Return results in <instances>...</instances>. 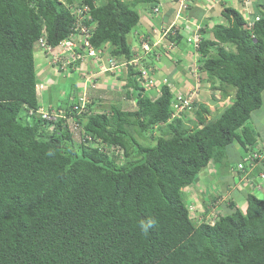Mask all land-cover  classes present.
Masks as SVG:
<instances>
[{"label":"trees","instance_id":"1","mask_svg":"<svg viewBox=\"0 0 264 264\" xmlns=\"http://www.w3.org/2000/svg\"><path fill=\"white\" fill-rule=\"evenodd\" d=\"M127 3L0 0V264H264V199L249 193L240 210L229 198L212 225L209 211V219L191 218L183 191L212 161L221 166L235 142L243 154L233 180L245 175L250 183V171L264 165L259 135L246 127L263 105L264 9L249 28L239 11L225 8L228 26H215L213 40L203 35L200 52L207 59L199 74L232 100L216 119L199 105L188 120L193 128L184 119L169 121L173 94L165 78L153 76L161 96L152 101L133 65L123 92L135 101L133 111L112 106L82 117L75 103L65 104L66 116L92 141L80 143L65 120L38 113L39 40L56 48L79 34L74 10L87 7L81 24L92 47L118 65L129 63L135 52L127 36L140 22L136 7L154 0ZM156 126L161 134L149 138L155 144L139 143L129 130L144 139ZM112 146L124 153L112 156ZM256 153L261 157L252 166L245 159ZM218 201L217 195L208 204Z\"/></svg>","mask_w":264,"mask_h":264},{"label":"crops","instance_id":"2","mask_svg":"<svg viewBox=\"0 0 264 264\" xmlns=\"http://www.w3.org/2000/svg\"><path fill=\"white\" fill-rule=\"evenodd\" d=\"M257 1L258 0H253L251 4L252 6H250L252 11L251 16H253V13L254 15H256L260 7L262 10L264 9V0H260L263 2V6L258 5L260 1L258 2ZM192 2H193L192 7L186 13L187 17L191 20L190 24L192 23L193 26L201 25L202 26L201 32L203 31L202 32L203 35L204 36L206 35V37L210 38L211 40H213V36L211 32L215 26L217 25L228 26V21L223 16V11L225 10V8L228 7L234 8L237 11H239L243 17L248 16L245 15L247 14L246 10L242 8L241 5H239L238 3L239 1L237 0H219V2L213 0H192ZM156 7L160 8L159 13L154 12V9ZM177 9L178 7L176 6V0H154L153 7H151V5L148 6L144 4H138L136 10L140 15L139 23L142 26L144 32H146V33H142L141 31L138 32L137 36L139 42H140V37L146 35L150 39L149 42L151 46L159 43L162 39L160 33L156 30L161 29L163 25L168 26L172 24V22L175 19L174 16ZM179 25L184 30L179 35H177L178 37L176 38H174L172 35L170 36V40L177 42L176 43L177 48L173 51H169L166 48L167 47L166 42H162L160 44L161 47L159 48V50L162 52V56L158 58L160 59L159 60L160 63H158V66L160 67V72L156 73L155 77L158 80L170 77V79L174 81L176 85V90L178 92L185 93V92H190L192 90V93L195 94L194 96L195 98L193 99V101L196 109L199 105H204L208 108L211 115L217 113L218 116H220V114H222L231 105L232 100L230 97H224L220 91L212 90L211 85L209 87V84L204 80L206 78V75L203 77V74L200 75L193 74V70H191L193 69L192 65H195L197 62H199L198 63V67H199L201 63L199 60L200 58L198 56L199 53H197L190 47L191 44L188 45L189 43L188 42L186 43V39L189 33V31H187L189 30L187 24H184V22H182ZM193 26L191 29L194 28ZM139 49L142 48H138V50ZM138 50H137L138 55H141L142 53H140ZM108 58H109L108 54H105L100 58L99 61H96L92 58L86 61L76 62L77 63L76 66L78 67V70L74 71L72 74V75L74 74L78 75V78L76 76L75 78H73L77 82L75 83L76 86H72L69 83L71 88L73 89V92L78 93L77 98L74 99V102L78 101L79 97H83L86 92L84 91L85 89H83L82 86L83 84L79 83L78 81L79 79H83L82 74L88 73L90 71L99 72L98 65L99 64H101V66L107 65ZM35 64H36L35 68L37 72V77L40 76L42 80V83L40 85L43 87L42 98L43 101L47 100L48 107L50 105H56L55 103H58L63 99L66 100L68 93L65 95V93L60 92L59 89L56 91L57 93H55L54 91V88L58 86L60 83H56L53 80L52 78L53 75L54 74L57 75V73H55L56 72L54 71L55 69L50 65V63L46 59L45 53L42 50H40L35 55ZM127 72H128L127 69L121 68L116 73L103 72L100 74V77L97 79L96 89H90L88 92V97L92 101V105H91L92 111L95 112V110H99V109H102V111H110V108L112 106L121 107L120 108L121 110L123 109L127 111H133L137 107L135 101L127 97L126 94L123 93V92H127V88H125V85L127 84L128 81ZM157 85L158 87H160L161 83H157ZM147 94L150 95L153 99L155 98V93L153 91L152 92L150 91ZM70 102H73V100ZM58 106L60 105H57L56 107ZM63 106H65V103ZM186 122L189 123L188 120H186ZM157 133L158 132H155L154 136H157ZM259 140L260 141L257 147L264 148V142L261 140L260 136H259ZM239 157L240 160L238 163L242 161V155ZM254 167L255 168L250 171V175L251 177L254 178V180L244 185V187L248 185V189L244 191V195L246 199L249 193H253L256 195V193L258 192L264 195V190L255 191L257 186L256 183L259 182L258 179L260 178V175L264 174V165H260L258 163ZM200 181L201 179L198 181L197 184H201ZM197 184H194L193 186H196ZM189 195H191V193H189ZM215 196L217 195H210L208 199L204 198L199 202L193 196H191L190 198L193 199L192 204L197 207L198 211L205 213V211L211 212L207 205H210L208 204V202ZM203 201L206 204L204 211L202 209V207L204 206ZM219 201L215 205H210L213 212H215L216 210H217L216 212H223V211L225 212V210L227 209L226 207L223 210V206H220L221 204H223V202L221 201L219 202ZM236 202L238 203V201Z\"/></svg>","mask_w":264,"mask_h":264},{"label":"built area","instance_id":"3","mask_svg":"<svg viewBox=\"0 0 264 264\" xmlns=\"http://www.w3.org/2000/svg\"><path fill=\"white\" fill-rule=\"evenodd\" d=\"M213 1L219 2V0H213ZM237 1H239L238 2L239 5H241L242 8H244L247 12V14H245V15H248L247 17H245L247 21L246 27L252 28L254 26V23L260 19L259 16H255L253 18L251 16L252 11H251L250 6H252L251 4L253 0H237ZM176 2L178 5V9L175 12V19L172 22V24L169 27L162 26L161 29L156 30L160 33L162 40L159 43L151 46L149 42L150 39L148 37H145L144 35L141 38L142 47L145 50V53L152 54L155 59L160 58V55L162 54V52L159 50V48L161 47L160 44L162 42H166V45H167L166 48L169 51H173L177 48L176 42H174L173 40H170V36L171 35L173 37L177 36L184 30L179 25L182 22H184V24H187V27L189 29L187 31H189L190 35L187 36L186 41L192 44L195 50H200L201 43L203 40V36L201 33L202 26L201 25L193 26L192 23L190 24L191 20L187 17V14H186L192 7L193 2L192 0H176ZM83 10L88 11V8L85 7ZM83 10L81 9L74 10L76 17L78 19L77 20L78 26H81L80 28L81 32L79 34L72 35L70 38L61 42V44L56 48L51 47L47 43L45 37H42L37 44V48L42 50L45 53L46 59L48 60V62L49 63L51 62L50 65L53 68H55L57 72L64 73L65 75L68 72L78 70V67L76 66L77 61H85L86 59H92V58L96 61H99L100 58L103 56L101 50H97L92 47L90 43V38L92 35L90 33L89 28H86L85 26H82L81 24L86 18V16L82 14ZM155 12L159 13L160 9L156 8ZM192 26L194 27L193 29H191ZM68 57H70V60L67 62H64L63 60L67 59ZM128 65H133L137 67L139 71L142 73V79H145L148 81V75H149L150 70L149 69L147 70L146 68H144V66L140 65L139 58H135L131 60L129 63L126 62V63H123L122 65H118L117 62H115L114 60H108L107 65L101 66V64H99L98 65L99 72H91L89 75H87L88 76L86 78L87 82L94 83L100 77L101 73L103 72L113 73L114 71L118 70L120 66L127 67ZM152 83L153 82L151 81L150 84ZM42 88H43L42 86H38L39 91H41ZM193 95L194 94L191 93L189 97H185V96L177 97V102L174 104V109L176 111V114H179L180 112L191 108ZM88 102L89 100L85 98L84 96V98L81 100V103L75 106V110L79 111V113L85 110L87 108ZM50 112L49 110L46 111L45 108H40L38 110V113L41 114L43 118L48 119V120H51V118H54L56 120L61 119V118H67L65 115V110L57 109V110H52ZM32 114H33V111H30V115ZM70 119L74 122L75 128H77L79 121L72 117ZM107 149H110L111 151V148H107ZM112 153L116 155H120L122 154V150L121 148L118 147L114 149ZM259 157L261 156H259L256 153L253 156H248L245 159V161H250L251 165L254 166V164L256 163L255 159ZM262 157L264 158V156ZM239 168L241 169L242 165H239ZM261 178L264 179V175H261ZM189 210H190L191 218H196V219H199L200 221L204 219H209L207 218L205 213L197 211V209L193 206H190ZM217 214L218 213L214 212V214L211 215L212 217H214L213 220L210 222L212 225L215 224V221H216L215 219L218 216Z\"/></svg>","mask_w":264,"mask_h":264},{"label":"rangeland","instance_id":"4","mask_svg":"<svg viewBox=\"0 0 264 264\" xmlns=\"http://www.w3.org/2000/svg\"><path fill=\"white\" fill-rule=\"evenodd\" d=\"M126 1L128 3H132L133 0H126ZM98 2H99V0H98ZM176 6L178 7L177 2H176ZM151 7H153V6H151ZM174 18H175V16H174ZM140 31L142 33H146V32H144L142 26L139 23L137 28L132 33H130L127 36L129 45L132 47L133 50L136 47L140 48V46H141L140 43H139L138 36H137L138 32H140ZM188 45H190V44H188ZM186 46H187V44H186ZM190 47L193 49L192 45H190ZM39 51H40V49L36 48L35 51H34L35 55ZM161 56H162V54L160 55V57ZM198 56H199L200 59H202V56L200 54ZM69 60H70V57H68L67 59H65L63 61L67 62ZM86 60H89V59H86ZM159 62L160 61H155L156 64H158ZM54 71H56V69ZM116 71H118V70H116ZM73 72L74 71L68 72L66 74V75L70 76V77H68V76H65L64 73H59V72L56 71L55 73H57V75L54 74L53 77H52L53 80L56 83H60L58 86H56L54 88L55 93H57L56 91L58 89H59L60 92L65 93V95L68 93V96H67L66 100L63 99L60 102L55 103L56 105H50L48 107L47 100L43 101V98H42V92L43 91L39 92V99L41 101V104H42L43 108H45L46 111H48L50 108L54 110L57 105L63 106L64 103L66 104L68 101H72V100L77 98V94L78 93L73 92V89L70 86V84L72 86H76L75 83H77L76 80H74L73 78H75V76L78 78V75H75V74L72 75ZM90 73H91V71L88 72V73L82 74L83 79H79L78 80L79 83L83 84L82 86H83V89H85L84 91H87V89L90 86L91 87H97V81L95 83L87 82L86 78L88 77L87 75H89ZM38 77H39L38 78L39 83L41 84L42 83L41 77L40 76H38ZM79 77H80V74H79ZM208 84H209V87H210V83H208ZM85 95H88V94H85ZM210 116H212L211 118H213V119L218 118V114L217 113H214V115H211V113L209 112V118H210ZM192 125L194 126V124H192ZM246 127H248L251 130H255V132L260 136L261 140L264 142V93H263V105H262V107L252 114L251 119L246 123ZM129 130L133 134V138L136 137L135 139H137L139 143H141V144H149V142H150L149 138L152 135L151 132H149V134H147L145 136V138L143 139L136 132V128L135 127H131ZM160 134H161V132L159 131L157 133V135H160ZM152 143H153V141L150 142V144H152ZM242 154H243V149H242L241 145L238 142H235V143H233L232 145H230L227 148L226 157L224 158V161H222L223 164L221 166H217V164L215 165L214 161H212L213 163H211L209 165V167L205 168L198 175V178L196 180V184L198 183V181L200 179H201V181H200L201 184H197L196 186L187 187V188H185L183 190L185 195L187 196L188 205L191 206V204L193 203L192 202L193 199L190 198L191 196H193L199 202L200 200H202L204 198L208 199V197L210 195H220V197L219 196L218 197H219L220 201L223 202L225 205H227L226 202L228 201V199L233 197V198H235L236 201H238V207L240 208V210H245L247 208V199H246V197L244 195V191L246 189H248V186L244 187V185H246L247 180L242 179V178H239V179L235 178L233 180V178H234L233 175L234 174L231 173L232 170H236L238 162L240 160L239 156H241ZM120 163H122V162L120 161ZM224 164H226V166ZM228 180H230V181H228ZM262 182H263L262 180H259V182H258L259 184H257L255 191H263L264 190V183H262ZM189 193H191L190 197H188ZM256 195L259 196L260 198L264 199V195L262 193H258L257 192ZM203 205L204 206L202 207V209L204 211L205 207H206V204H205L204 201H203ZM207 206L209 207L210 211L213 212L211 206L210 205H207ZM210 216H211V214H210Z\"/></svg>","mask_w":264,"mask_h":264},{"label":"clouds","instance_id":"5","mask_svg":"<svg viewBox=\"0 0 264 264\" xmlns=\"http://www.w3.org/2000/svg\"><path fill=\"white\" fill-rule=\"evenodd\" d=\"M156 8H158V7H156ZM155 8V9H156ZM155 9H154V12H155ZM160 9V8H159ZM156 13V12H155ZM245 16V15H244ZM255 16H259V15H254V13H253V16H252V18L253 17H255ZM245 20H246V18L245 17H243ZM246 23H247V21H246ZM171 25V24H170ZM170 25H168V26H165V27H169ZM164 26V25H163ZM202 33V32H201ZM188 35H190L189 33H188ZM202 36H203V33H202ZM145 37H147L146 35H145ZM174 37H176V36H174ZM178 37V36H177ZM141 38L142 37H140V48H142V49H139L138 50V48H135L133 51L135 52V56L133 57V59H135V58H139L140 59V65H142V66H144V68H145V65L142 63V62H144V61H147L148 63H153V66L152 67H150V72H149V75H148V81L147 80H145V79H142V73H141V80H142V83H141V85L144 87V89H145V93L147 94L148 92H154L155 93V98L153 99L151 96H150V98H151V100L152 101H155L158 97H160L161 96V86L160 87H158V85H157V83L155 82V79H154V75H156V73L157 72H152L151 71V69H159L160 70V68L158 67V64H156L155 63V61H159L160 59H155L154 58V56L152 55V54H146L145 53V50L143 49V47H142V41H141ZM175 42V41H174ZM186 43H187V41H186ZM190 44V43H189ZM192 45V44H191ZM37 48V47H36ZM39 49V48H38ZM137 50L140 52V53H142L141 55H138V53H137ZM193 50L194 51H196L197 53H199L201 56H202V59H199L200 60V62L202 63L203 61H205L206 59H207V57H205V56H203V54L200 52V50H195L194 48H193ZM103 55H105V54H103ZM108 60H112L111 58H108ZM127 61H122V62H120V65H122L123 63H126ZM160 63V62H159ZM198 63L199 62H197L195 65H192V67H193V69H191V70H193V74L195 73V74H199V73H201V70H200V68H201V63H200V66L198 67ZM121 68H125V69H127L128 68V66L127 67H125V66H120L119 68H118V70L119 69H121ZM137 68V67H136ZM139 70V69H138ZM148 70V69H147ZM117 72V71H116ZM115 71L113 72V73H116ZM153 82L152 84H150V82L151 81ZM164 83L166 84V85H168V87L171 89V92H172V94H173V99H172V103H171V116H170V119H169V121H171V120H175V119H184L185 120V122H186V120H195V116H196V112H197V109L195 108V106H194V101H193V99L195 98L194 96H195V94L194 93H192V90L190 91V92H185V93H182V92H178L177 90H176V85H175V83H174V81H172L171 79H170V77L169 78H165L164 79ZM41 84L39 83L38 85H37V87L38 86H40ZM211 85V84H210ZM96 87H89L88 89H87V91L85 92V94H88V92H89V90L90 89H95ZM38 89V88H37ZM41 91H43V90H41ZM41 91H39L38 90V95H39V92H41ZM194 94L193 95V97H192V104H191V108L190 109H188V110H185V111H182V112H180L179 114H176V111H175V109H174V104L177 102V97L178 96H185V97H189V95L190 94ZM85 96V98H87L88 100H89V102H88V104H87V108L85 109V110H83V111H81L80 112V114H81V116L83 117V113H93V114H96V113H109V111H102V109H99V110H95V112L94 111H92L91 110V108H92V101H91V99L88 97V95H84ZM84 96L83 97H79V100L78 101H76V102H74V100H73V106L75 107V106H77V105H79L80 103H81V100L84 98ZM43 108V107H42ZM57 109H62V110H65V107L64 106H61V107H55V109L54 110H57ZM53 109H49V111H52ZM89 111V112H88ZM65 115H66V111H65ZM67 117V116H66ZM61 119H63V120H65L66 122H67V125H69L70 126V129L72 130V132H73V138H75V139H77L80 143H86L87 141H92V139H93V137L90 135V134H87V132H85V130H84V128L81 126V124H80V122H79V124H78V127L77 128H75V126H74V122L70 119V118H61ZM207 119H213V118H209V116H208V118ZM51 120L52 121H58L59 119H54V118H51ZM187 123V122H186ZM187 124H189V125H191V128H193L194 126L192 125V123L190 124V121H189V123H187ZM159 126V125H158ZM158 126H156V127H153L154 128V132L152 133V134H154L155 132H157L156 130V128L158 127ZM157 136H159V135H157ZM151 141H153V143L152 144H155V138L154 139H150V142ZM149 142V143H150ZM121 148L120 146H112V147H108V148H111V151H114V149H116V148ZM121 150H122V154L124 153V150L121 148ZM112 153V152H111ZM49 155H51V153H49ZM121 155V154H120ZM120 155H116V154H114L113 153V155L112 156H115V157H117V158H119V156ZM120 160V159H119ZM211 164V163H210ZM209 164V165H210ZM209 167V166H208ZM261 175H264V174H261ZM261 175H260V178L258 179V181L259 180H262L263 182H264V179H262L261 178ZM240 178V177H239ZM238 178V179H239ZM242 179H245V180H247V178H246V176L245 175H243L242 177H241ZM259 184V183H258ZM189 197H190V195H189ZM220 197V196H219ZM220 200V199H219ZM193 202V201H192ZM191 206H193V207H195L196 209H197V207L195 206V205H193V204H191ZM189 208H190V206H189ZM197 211H198V209H197ZM202 213H204V212H202ZM215 213H216V211H215ZM217 213H220V212H217ZM210 214L211 215H213L214 214V212H210ZM212 217V216H211ZM193 219H196V218H193ZM213 219V218H212ZM212 219H210V222L212 221Z\"/></svg>","mask_w":264,"mask_h":264}]
</instances>
